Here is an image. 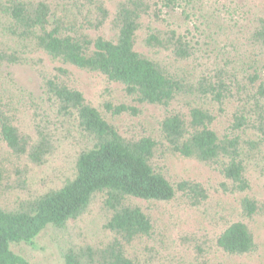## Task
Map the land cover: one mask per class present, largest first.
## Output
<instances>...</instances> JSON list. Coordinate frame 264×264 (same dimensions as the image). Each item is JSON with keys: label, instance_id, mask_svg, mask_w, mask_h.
Segmentation results:
<instances>
[{"label": "trees", "instance_id": "1", "mask_svg": "<svg viewBox=\"0 0 264 264\" xmlns=\"http://www.w3.org/2000/svg\"><path fill=\"white\" fill-rule=\"evenodd\" d=\"M189 23L182 0H119L113 8L108 0H0V68L29 67L45 95L44 109L33 103L29 133L0 82V264H32L11 246L30 244L47 226L64 264H139L129 248L154 226L135 199L168 202L178 195L196 206L205 198L200 183L171 181L158 160L165 155L216 164L228 193L264 185V14L223 27L213 43ZM140 34L153 56L138 50ZM70 66L156 107V130L123 134L88 100ZM199 102L230 113L220 133ZM103 107L113 115L139 113L126 103ZM65 143L75 146L71 177L32 197L5 199L14 164L26 158L43 165ZM94 203L105 238L90 243L70 224ZM239 205L240 219L211 245L229 258L258 248L253 221L264 215V196L244 195Z\"/></svg>", "mask_w": 264, "mask_h": 264}, {"label": "rangeland", "instance_id": "2", "mask_svg": "<svg viewBox=\"0 0 264 264\" xmlns=\"http://www.w3.org/2000/svg\"><path fill=\"white\" fill-rule=\"evenodd\" d=\"M118 1L108 0V5L113 8ZM182 5L189 14V26L192 29L197 27L202 38L211 43L220 35L223 27L235 23L245 24L255 14H264L262 0H182ZM183 20V24L188 23ZM140 35L138 50L153 56L141 41L143 34ZM107 36H112V32L107 31ZM47 64L51 66L49 61ZM70 69L75 83L88 100L123 134L136 136L156 130L160 115L156 107L125 98L118 83H110L97 73L82 71L74 66H70ZM0 82L18 108L23 128L30 133L34 104L45 108L41 79L29 67L10 65L0 68ZM106 102L126 103L137 107L139 113L137 116L131 113L113 115L104 109L103 104ZM199 105L211 110L216 118L214 128L220 133L231 117L230 113H220L217 106L209 102H199ZM0 148L3 150L1 144ZM74 155L75 146L65 143L43 165L23 158L8 171L5 199L11 200L16 194L19 197H32L60 187L73 174ZM158 160L171 181L200 183L205 198L200 199V204L196 206H191L178 195L168 202L135 199L151 217L154 228L150 237H144L129 248V256L139 264H264V215L256 216L253 221L258 241L255 252L245 257L229 258L211 248L213 237L227 224L240 219V198L254 194L257 197L264 196V185H254L248 193H228L223 190L224 177L216 164L205 165L179 154L165 155ZM103 222L102 212L98 204L94 203L83 217L71 222L70 230L88 242L96 243L105 238ZM11 248L32 264H64L61 249L50 226L44 228L30 244L21 243ZM203 257L208 258L204 260Z\"/></svg>", "mask_w": 264, "mask_h": 264}]
</instances>
